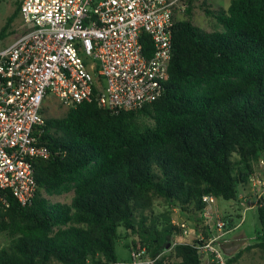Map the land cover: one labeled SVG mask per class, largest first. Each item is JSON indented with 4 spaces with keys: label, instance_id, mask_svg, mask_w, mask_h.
<instances>
[{
    "label": "trees",
    "instance_id": "1",
    "mask_svg": "<svg viewBox=\"0 0 264 264\" xmlns=\"http://www.w3.org/2000/svg\"><path fill=\"white\" fill-rule=\"evenodd\" d=\"M215 17L221 31L177 21L166 90L142 108L114 112L86 102L48 116L44 104L42 139L52 155L34 163L33 203L11 198L0 208V264H109L122 236L133 237L130 250L157 255L181 229L172 210L154 212L156 199L190 213L198 228L204 195L244 208L243 197L254 199L249 178L264 156V0H231ZM71 191V203L52 202ZM255 209L258 240L228 264L254 247L264 257V198ZM195 242L177 245L158 264H205Z\"/></svg>",
    "mask_w": 264,
    "mask_h": 264
},
{
    "label": "built area",
    "instance_id": "2",
    "mask_svg": "<svg viewBox=\"0 0 264 264\" xmlns=\"http://www.w3.org/2000/svg\"><path fill=\"white\" fill-rule=\"evenodd\" d=\"M189 7L190 0L22 1L27 30L0 50V208L11 198L31 205L36 196L34 163L52 155L42 139L46 99L64 107L96 102L114 112L155 101L169 79L175 25ZM249 182L254 199L243 197L246 210L264 198V156ZM203 201L201 229L174 219L181 231L163 252L133 248L129 259L109 264H158L192 238L205 264H228L223 243L242 222L228 225L213 195Z\"/></svg>",
    "mask_w": 264,
    "mask_h": 264
},
{
    "label": "rangeland",
    "instance_id": "3",
    "mask_svg": "<svg viewBox=\"0 0 264 264\" xmlns=\"http://www.w3.org/2000/svg\"><path fill=\"white\" fill-rule=\"evenodd\" d=\"M21 2L22 0H0L1 25L8 26L5 35L0 37V50L12 44L27 28V25L24 23L20 12L16 13ZM194 3L195 5L192 9L191 15L189 16L186 14L184 17L190 18L195 25L204 31H221L222 27L218 24L215 14L222 9H227L231 3V0H194ZM45 103L46 106H48L46 113L48 116H61L66 112V107H64L62 103L54 97H51V99H46ZM244 191L245 190L241 191L240 196H244ZM73 196L74 192L71 191L60 195H54L51 197V200L52 202L71 203ZM217 203L220 206L218 213L221 217L233 215L236 223L242 222L238 229L230 233L228 241L223 243L225 251L229 255L236 254L246 246L253 244L258 240L260 224L258 212L255 208L246 210V207L244 208L242 201H227L224 199H219L217 200ZM167 210H172L173 217H176L178 220L189 221L193 227L195 223H198L195 222L190 213L182 211L179 208L172 207L164 199L158 198L155 200L154 212L157 215L160 216ZM242 219L244 220L242 221ZM123 234L124 232H122V235ZM131 238L122 236V238L117 241L116 254L118 260L130 258V248L127 246V244L131 242ZM8 244V236L3 235L1 245L6 246ZM236 264H264V257L261 249L254 247L251 250H247Z\"/></svg>",
    "mask_w": 264,
    "mask_h": 264
},
{
    "label": "crops",
    "instance_id": "4",
    "mask_svg": "<svg viewBox=\"0 0 264 264\" xmlns=\"http://www.w3.org/2000/svg\"><path fill=\"white\" fill-rule=\"evenodd\" d=\"M22 1H23V0H22ZM21 5H22V3H21ZM20 8H21V7H20ZM0 25H1V16H0ZM1 26H2V25H1ZM26 30H27V28L24 30V32H23L22 34H24V33L26 32ZM22 34H21V35H22ZM21 35H20V36H21ZM20 36H19V37H20ZM19 37H18V38H19ZM18 38H17V39H18ZM17 39H16V40H17Z\"/></svg>",
    "mask_w": 264,
    "mask_h": 264
}]
</instances>
